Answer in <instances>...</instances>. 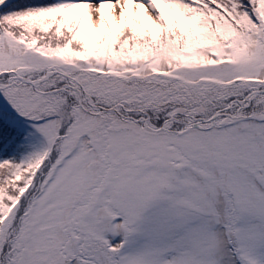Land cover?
<instances>
[{
  "label": "snow or ice",
  "instance_id": "obj_1",
  "mask_svg": "<svg viewBox=\"0 0 264 264\" xmlns=\"http://www.w3.org/2000/svg\"><path fill=\"white\" fill-rule=\"evenodd\" d=\"M0 264H264V0H0Z\"/></svg>",
  "mask_w": 264,
  "mask_h": 264
}]
</instances>
